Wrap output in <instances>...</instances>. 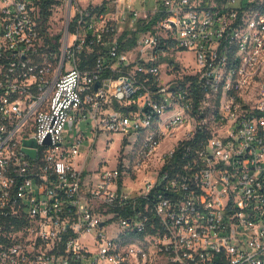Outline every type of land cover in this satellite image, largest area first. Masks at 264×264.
Wrapping results in <instances>:
<instances>
[{
    "label": "built area",
    "instance_id": "built-area-1",
    "mask_svg": "<svg viewBox=\"0 0 264 264\" xmlns=\"http://www.w3.org/2000/svg\"><path fill=\"white\" fill-rule=\"evenodd\" d=\"M41 1L0 0V264H264V0Z\"/></svg>",
    "mask_w": 264,
    "mask_h": 264
},
{
    "label": "rangeland",
    "instance_id": "rangeland-1",
    "mask_svg": "<svg viewBox=\"0 0 264 264\" xmlns=\"http://www.w3.org/2000/svg\"><path fill=\"white\" fill-rule=\"evenodd\" d=\"M52 17H54V13ZM51 23L52 26L55 27V22L53 21V19ZM182 58L186 63L193 62L191 52L183 53ZM78 129H80L82 133L87 137V139H85L84 141L83 152L81 155V159L83 161H86V171L90 170L91 168H97L100 165L109 167L114 166L118 159L121 162H125L127 160L126 153L130 149V144L126 142L121 143L119 140L121 137L120 135H116V137L112 138L111 135L105 133L101 134L100 138L96 140L94 146L91 147L89 151V147L94 136L93 121L90 118L87 120H82L79 124V128H77L76 126L73 127V130L70 131L71 139L75 138V134L77 133ZM138 174L140 176L142 175L141 173ZM139 182L140 179L136 183H138L139 185ZM127 184L128 186L133 187V185L128 180Z\"/></svg>",
    "mask_w": 264,
    "mask_h": 264
},
{
    "label": "trees",
    "instance_id": "trees-1",
    "mask_svg": "<svg viewBox=\"0 0 264 264\" xmlns=\"http://www.w3.org/2000/svg\"><path fill=\"white\" fill-rule=\"evenodd\" d=\"M51 4H52L51 0H42L41 1L40 6H41L42 11H43L45 16H48L51 14V12L49 11ZM91 62H92V59H91Z\"/></svg>",
    "mask_w": 264,
    "mask_h": 264
},
{
    "label": "water",
    "instance_id": "water-1",
    "mask_svg": "<svg viewBox=\"0 0 264 264\" xmlns=\"http://www.w3.org/2000/svg\"><path fill=\"white\" fill-rule=\"evenodd\" d=\"M98 86H99V84L96 85V87H98ZM28 143L36 145L35 140H33V139L29 140ZM29 153L31 154V156H36V151L31 150V151H29Z\"/></svg>",
    "mask_w": 264,
    "mask_h": 264
}]
</instances>
